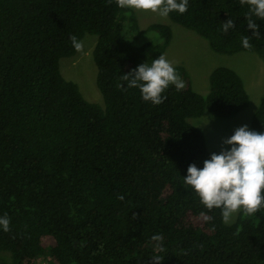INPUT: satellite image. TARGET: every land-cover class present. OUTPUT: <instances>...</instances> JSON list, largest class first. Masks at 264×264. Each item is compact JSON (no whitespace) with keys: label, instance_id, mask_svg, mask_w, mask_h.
<instances>
[{"label":"trees","instance_id":"1","mask_svg":"<svg viewBox=\"0 0 264 264\" xmlns=\"http://www.w3.org/2000/svg\"><path fill=\"white\" fill-rule=\"evenodd\" d=\"M143 1L217 52L264 61V0ZM132 19L122 0H0V264H264V92L254 152L212 181L190 118L236 115L242 79L216 66L201 95L182 65L154 68L170 27L142 29L160 38L146 53L125 38ZM85 33L101 103L59 69Z\"/></svg>","mask_w":264,"mask_h":264},{"label":"rangeland","instance_id":"2","mask_svg":"<svg viewBox=\"0 0 264 264\" xmlns=\"http://www.w3.org/2000/svg\"><path fill=\"white\" fill-rule=\"evenodd\" d=\"M122 1L133 18L127 21L125 38L133 44L148 43L146 53L151 52L160 38L157 31L142 29L151 23L167 24L171 29L169 44L154 63L156 70L182 65L191 87L201 95L206 94L209 72L216 66H227L241 77L248 103L240 112L229 118H220L204 110L202 114L190 118L202 131L206 147L214 159L212 181L222 180L235 158L254 152L250 125L264 92V61L254 51L222 53L211 49L204 37L171 21L158 5H148L143 0ZM136 30L141 31L137 33ZM96 38L95 34L85 33L78 41L75 53L59 59V69L66 79L77 85L86 100L101 103V94L96 85L97 68L91 56ZM236 215L237 208L231 209L224 216L225 223L234 221ZM37 260L39 264L49 263L45 255Z\"/></svg>","mask_w":264,"mask_h":264}]
</instances>
